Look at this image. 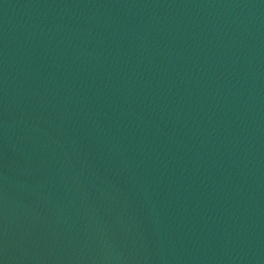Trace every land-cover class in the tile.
<instances>
[{
    "label": "water",
    "instance_id": "95a60500",
    "mask_svg": "<svg viewBox=\"0 0 264 264\" xmlns=\"http://www.w3.org/2000/svg\"><path fill=\"white\" fill-rule=\"evenodd\" d=\"M0 264H264V0H0Z\"/></svg>",
    "mask_w": 264,
    "mask_h": 264
}]
</instances>
